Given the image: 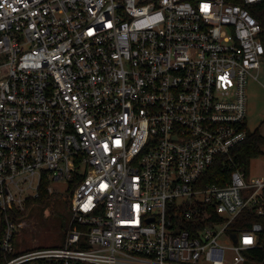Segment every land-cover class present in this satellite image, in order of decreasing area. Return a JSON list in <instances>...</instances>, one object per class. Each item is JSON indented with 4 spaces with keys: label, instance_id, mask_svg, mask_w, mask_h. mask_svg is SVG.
<instances>
[{
    "label": "built area",
    "instance_id": "1",
    "mask_svg": "<svg viewBox=\"0 0 264 264\" xmlns=\"http://www.w3.org/2000/svg\"><path fill=\"white\" fill-rule=\"evenodd\" d=\"M263 2L0 0V264H264V174L206 181L248 138ZM52 182L65 245L16 250Z\"/></svg>",
    "mask_w": 264,
    "mask_h": 264
},
{
    "label": "rangeland",
    "instance_id": "2",
    "mask_svg": "<svg viewBox=\"0 0 264 264\" xmlns=\"http://www.w3.org/2000/svg\"><path fill=\"white\" fill-rule=\"evenodd\" d=\"M247 83V123L249 132L256 130L264 137V68L253 71ZM264 174V157L253 159L249 166L250 177ZM54 195L44 204L34 203L27 215L30 230L16 234V250L32 248H55L65 245L66 234L73 218L71 211L72 191L67 182L50 184Z\"/></svg>",
    "mask_w": 264,
    "mask_h": 264
},
{
    "label": "trees",
    "instance_id": "3",
    "mask_svg": "<svg viewBox=\"0 0 264 264\" xmlns=\"http://www.w3.org/2000/svg\"><path fill=\"white\" fill-rule=\"evenodd\" d=\"M253 15L257 18L264 30V2L255 6L252 10ZM232 156L234 158L235 164H229L225 171H222L221 164L216 165L210 170L206 181L211 184L224 185L230 180L231 173L235 169H240L246 171L249 174V166L253 159L260 156L264 157V137L259 133L258 130L248 133L247 140L237 147L233 152ZM48 193L43 191L41 198L34 201L33 203L44 204L48 199ZM31 204H29L30 206ZM24 216V215H23ZM261 221L258 217L251 214L244 223H237L236 226L241 228H248L254 222ZM264 234V233H263Z\"/></svg>",
    "mask_w": 264,
    "mask_h": 264
},
{
    "label": "water",
    "instance_id": "4",
    "mask_svg": "<svg viewBox=\"0 0 264 264\" xmlns=\"http://www.w3.org/2000/svg\"><path fill=\"white\" fill-rule=\"evenodd\" d=\"M235 237V236H234Z\"/></svg>",
    "mask_w": 264,
    "mask_h": 264
}]
</instances>
